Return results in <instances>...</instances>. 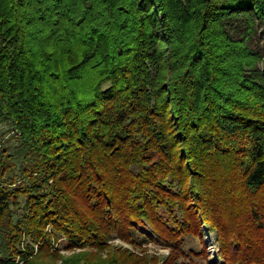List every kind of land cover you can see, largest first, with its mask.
<instances>
[{
  "label": "trees",
  "instance_id": "trees-1",
  "mask_svg": "<svg viewBox=\"0 0 264 264\" xmlns=\"http://www.w3.org/2000/svg\"><path fill=\"white\" fill-rule=\"evenodd\" d=\"M0 122V264H264V0H0Z\"/></svg>",
  "mask_w": 264,
  "mask_h": 264
},
{
  "label": "rangeland",
  "instance_id": "rangeland-1",
  "mask_svg": "<svg viewBox=\"0 0 264 264\" xmlns=\"http://www.w3.org/2000/svg\"><path fill=\"white\" fill-rule=\"evenodd\" d=\"M15 135H17V132L12 124L9 122H0V148H7L9 152L14 153V150L17 147V140L14 138ZM19 201L21 205L24 204L23 197H19ZM146 226V230L143 228H140V230L152 235L149 226ZM198 229L200 239L198 237L188 235L183 240L182 246L185 251L192 249L194 250L193 254H191L189 258L182 256L179 257L176 259L174 264H184L182 261L186 264H226L220 255L221 242L217 230L204 220L199 221ZM111 244L116 248L131 252L135 256H154L155 260L148 258L145 261L141 260V264H170V260H167V256L170 255V249L161 243L156 237L152 242H143L139 248H134L119 239H114L111 241ZM51 246L59 249V257L57 256L53 259H45L48 260L47 262H49V264H82L81 262H74V256L81 255L82 249H65V241L61 238L53 241ZM201 249H203L204 253L199 252ZM102 256L105 257V254L103 253ZM149 260H151V262H149ZM16 263L26 264L22 260H19V258L16 259Z\"/></svg>",
  "mask_w": 264,
  "mask_h": 264
}]
</instances>
